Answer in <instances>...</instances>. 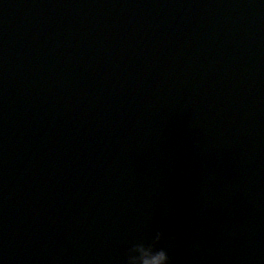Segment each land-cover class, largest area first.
<instances>
[{"label": "water", "instance_id": "95a60500", "mask_svg": "<svg viewBox=\"0 0 264 264\" xmlns=\"http://www.w3.org/2000/svg\"><path fill=\"white\" fill-rule=\"evenodd\" d=\"M134 247L264 264V0H0V264Z\"/></svg>", "mask_w": 264, "mask_h": 264}, {"label": "clouds", "instance_id": "9594fccd", "mask_svg": "<svg viewBox=\"0 0 264 264\" xmlns=\"http://www.w3.org/2000/svg\"><path fill=\"white\" fill-rule=\"evenodd\" d=\"M135 251H136L135 247L130 250L127 257V264H136ZM156 259H157V264H169L168 256L164 251L158 252Z\"/></svg>", "mask_w": 264, "mask_h": 264}]
</instances>
